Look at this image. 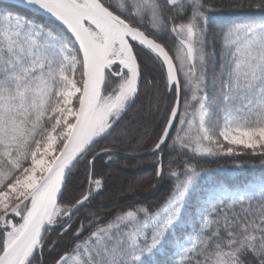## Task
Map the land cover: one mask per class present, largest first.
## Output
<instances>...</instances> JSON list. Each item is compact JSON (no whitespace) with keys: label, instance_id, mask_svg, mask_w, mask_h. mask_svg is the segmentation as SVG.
Here are the masks:
<instances>
[{"label":"snow or ice","instance_id":"obj_1","mask_svg":"<svg viewBox=\"0 0 264 264\" xmlns=\"http://www.w3.org/2000/svg\"><path fill=\"white\" fill-rule=\"evenodd\" d=\"M0 264H264V0L0 2Z\"/></svg>","mask_w":264,"mask_h":264},{"label":"trees","instance_id":"obj_2","mask_svg":"<svg viewBox=\"0 0 264 264\" xmlns=\"http://www.w3.org/2000/svg\"><path fill=\"white\" fill-rule=\"evenodd\" d=\"M3 3V2H2ZM6 4V3H3ZM115 167L113 166L112 169H107L106 170V175L108 174H114L115 171ZM211 167H215V165H211ZM129 171H135V170H129ZM121 176L127 175V173H121ZM129 179H132L133 177L131 175L128 176ZM137 180L143 179V180H148L151 178L150 173L147 172H143L142 170H140L134 177ZM120 187L119 181H110L109 182V190H112L113 188H118Z\"/></svg>","mask_w":264,"mask_h":264},{"label":"water","instance_id":"obj_3","mask_svg":"<svg viewBox=\"0 0 264 264\" xmlns=\"http://www.w3.org/2000/svg\"><path fill=\"white\" fill-rule=\"evenodd\" d=\"M0 2H3V3H8L9 2V0H0Z\"/></svg>","mask_w":264,"mask_h":264}]
</instances>
